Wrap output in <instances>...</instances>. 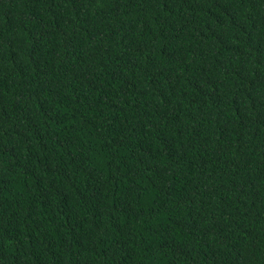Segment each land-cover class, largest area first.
Instances as JSON below:
<instances>
[{"label": "trees", "instance_id": "trees-1", "mask_svg": "<svg viewBox=\"0 0 264 264\" xmlns=\"http://www.w3.org/2000/svg\"><path fill=\"white\" fill-rule=\"evenodd\" d=\"M0 264H264V0H0Z\"/></svg>", "mask_w": 264, "mask_h": 264}]
</instances>
